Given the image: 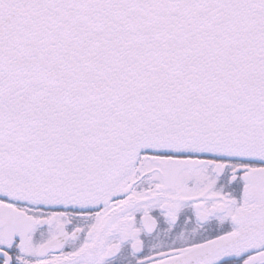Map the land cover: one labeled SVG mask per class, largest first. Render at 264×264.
Instances as JSON below:
<instances>
[{
    "label": "snow or ice",
    "instance_id": "obj_1",
    "mask_svg": "<svg viewBox=\"0 0 264 264\" xmlns=\"http://www.w3.org/2000/svg\"><path fill=\"white\" fill-rule=\"evenodd\" d=\"M0 264H264V0H0Z\"/></svg>",
    "mask_w": 264,
    "mask_h": 264
}]
</instances>
